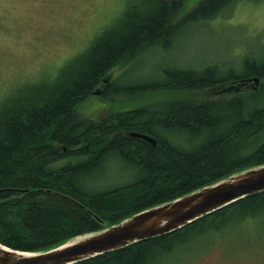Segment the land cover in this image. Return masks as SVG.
<instances>
[{
	"label": "trees",
	"instance_id": "trees-1",
	"mask_svg": "<svg viewBox=\"0 0 264 264\" xmlns=\"http://www.w3.org/2000/svg\"><path fill=\"white\" fill-rule=\"evenodd\" d=\"M186 0H129L119 21L67 62L53 80L22 86L0 105V242L42 251L98 232L235 173L264 165L262 59L241 68L174 66L149 82L108 81L120 62L168 48L188 23L209 22L233 0H202L178 19ZM231 83H235L234 85ZM237 89L234 96L158 100L100 120L78 106L104 95ZM145 134L157 144L138 136ZM248 217L264 218V192L248 195L183 228L74 264H168L196 239ZM204 250L198 255L205 253Z\"/></svg>",
	"mask_w": 264,
	"mask_h": 264
},
{
	"label": "rangeland",
	"instance_id": "rangeland-1",
	"mask_svg": "<svg viewBox=\"0 0 264 264\" xmlns=\"http://www.w3.org/2000/svg\"><path fill=\"white\" fill-rule=\"evenodd\" d=\"M129 0H0V105L20 87L42 79L53 80L75 55L88 48L124 14ZM202 0H186L178 15L185 17ZM264 54V0H233L215 19L186 24L176 42L155 47L108 73V81L137 83L161 79L165 68H204L219 64L241 68L247 57L261 60ZM257 78L256 76H253ZM248 80L247 90L264 80ZM235 84V83H231ZM218 86L212 91H147L117 94L112 100L100 86L79 106V113L100 120L113 111L148 106L158 100L234 96L237 88ZM222 232L196 239L187 252L168 264H264V218L248 217ZM78 236L73 240L80 239ZM205 253L198 255L200 252Z\"/></svg>",
	"mask_w": 264,
	"mask_h": 264
},
{
	"label": "water",
	"instance_id": "water-1",
	"mask_svg": "<svg viewBox=\"0 0 264 264\" xmlns=\"http://www.w3.org/2000/svg\"><path fill=\"white\" fill-rule=\"evenodd\" d=\"M259 80V77L255 78V81ZM137 135L157 144L151 136ZM259 192H264V165L235 173L184 196L143 210L109 228L69 240L48 250L22 251L0 242V264H74L178 230Z\"/></svg>",
	"mask_w": 264,
	"mask_h": 264
}]
</instances>
